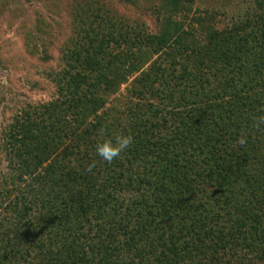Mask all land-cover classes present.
Segmentation results:
<instances>
[{"label":"trees","instance_id":"16d2710c","mask_svg":"<svg viewBox=\"0 0 264 264\" xmlns=\"http://www.w3.org/2000/svg\"><path fill=\"white\" fill-rule=\"evenodd\" d=\"M153 1L157 33L78 4L55 97L3 132L0 264H264V0L223 30Z\"/></svg>","mask_w":264,"mask_h":264},{"label":"rangeland","instance_id":"374dc122","mask_svg":"<svg viewBox=\"0 0 264 264\" xmlns=\"http://www.w3.org/2000/svg\"><path fill=\"white\" fill-rule=\"evenodd\" d=\"M84 0H0V138L30 104L55 97L51 75L60 69L61 52L74 29L76 7ZM98 1L114 9L134 24H144L149 32L161 29L162 17L155 12L159 3L140 0L123 5L119 0ZM256 0H195L193 19L218 29H227L245 18ZM46 52L49 62L40 59Z\"/></svg>","mask_w":264,"mask_h":264},{"label":"clouds","instance_id":"9594fccd","mask_svg":"<svg viewBox=\"0 0 264 264\" xmlns=\"http://www.w3.org/2000/svg\"><path fill=\"white\" fill-rule=\"evenodd\" d=\"M261 125H264V117L257 121V127ZM237 143L241 148H243L247 144V137L245 135H241ZM132 144V136L121 135L116 138L115 142L110 139H106L102 143H98L96 146V153L103 161L111 164L114 160L118 159L121 154L125 152Z\"/></svg>","mask_w":264,"mask_h":264}]
</instances>
